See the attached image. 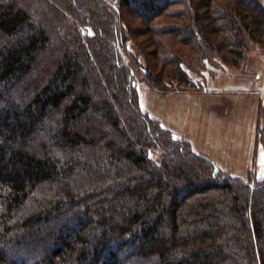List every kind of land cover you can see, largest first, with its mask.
<instances>
[{
  "label": "trees",
  "instance_id": "16d2710c",
  "mask_svg": "<svg viewBox=\"0 0 264 264\" xmlns=\"http://www.w3.org/2000/svg\"><path fill=\"white\" fill-rule=\"evenodd\" d=\"M130 39L195 88L264 48V0H0V264H264V180L143 111Z\"/></svg>",
  "mask_w": 264,
  "mask_h": 264
},
{
  "label": "crops",
  "instance_id": "0c3cea01",
  "mask_svg": "<svg viewBox=\"0 0 264 264\" xmlns=\"http://www.w3.org/2000/svg\"><path fill=\"white\" fill-rule=\"evenodd\" d=\"M233 68L207 90L161 92L139 82L138 93L143 111L163 128L220 170L241 176L264 166L258 139L263 100L255 93L262 61L250 54L244 67ZM241 71L247 74L238 76Z\"/></svg>",
  "mask_w": 264,
  "mask_h": 264
},
{
  "label": "rangeland",
  "instance_id": "374dc122",
  "mask_svg": "<svg viewBox=\"0 0 264 264\" xmlns=\"http://www.w3.org/2000/svg\"><path fill=\"white\" fill-rule=\"evenodd\" d=\"M109 1L112 3L118 2V0H109ZM129 18L130 17L128 16L126 20L124 18V20H122V22H121V26H122V28H124V31H125L124 35L130 34V29L128 30V25H129V28H131V29L140 27L137 24L136 25L134 24V20L132 17H131L132 21ZM130 22H132V25L129 24ZM130 36H131V34H130ZM122 52H123L122 54L124 56L125 62L128 65H130L131 67H133V70H134L135 75H136L135 76V79H136L135 83H136L137 88H138L139 82L148 83L146 78L144 77L143 73L141 72V70H139V68L137 66H135L133 59L130 57V55L128 53V52H130L131 54H135L136 56L139 54L137 47L134 44V41L133 40L131 41V39H130L129 43H128V47L126 49H124ZM255 53H258V57L262 61V71L260 72V74H262V72L264 70V48L256 47L250 54H255ZM244 66H245V63L241 67H244ZM230 69L234 70V68L232 66L225 65V67H223V69L222 68L221 69H215V68L211 67V68H209L208 71L203 72L201 75H199L195 72H190V76L192 78L193 84L195 85V88H190L188 86L180 87L177 85V83L174 84V88L177 89L176 91H203V90H207L211 86V82L213 79H214V81L217 80L218 77L221 80L225 79L226 76L229 74L228 72L231 71ZM232 72L235 74L236 71H232ZM246 72L241 71V72H238V74L237 73L236 74L239 76L240 74L241 75L247 74ZM212 85H213V83H212ZM259 86H260V84L256 81V88L258 89ZM170 92H172V91H170ZM263 124H264V99H263V106H262V111H261V126L260 127H262ZM260 145L263 148L262 143H260ZM263 150H264V148H263ZM239 177H241L243 180H246V181L249 180L252 184H256L257 182L264 180V166H262L261 171L255 170L248 176L241 175Z\"/></svg>",
  "mask_w": 264,
  "mask_h": 264
},
{
  "label": "built area",
  "instance_id": "2783aa9c",
  "mask_svg": "<svg viewBox=\"0 0 264 264\" xmlns=\"http://www.w3.org/2000/svg\"><path fill=\"white\" fill-rule=\"evenodd\" d=\"M256 81L260 84V86L255 91V93L260 96L261 100H263L264 99V70L262 74L258 75Z\"/></svg>",
  "mask_w": 264,
  "mask_h": 264
}]
</instances>
